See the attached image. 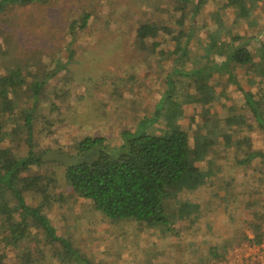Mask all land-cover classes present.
<instances>
[{"label": "trees", "instance_id": "1", "mask_svg": "<svg viewBox=\"0 0 264 264\" xmlns=\"http://www.w3.org/2000/svg\"><path fill=\"white\" fill-rule=\"evenodd\" d=\"M50 3L1 0L0 14L10 7ZM159 3L173 14L174 24L136 23L131 28L135 33L131 45L172 64L174 75L160 108L139 124L140 130L148 122H162V127L159 133L126 132L117 154H111L103 139L83 138L74 150L84 156L97 149L100 159L93 165L44 163L43 155L51 150L67 152L55 138L65 121L53 115L60 110L53 100L59 92L51 89L61 63L54 61L47 71L34 56L27 65L17 63L0 76V245L15 252L18 264H82L70 239L46 212L57 202L54 197L60 184L114 222L135 220L151 227H169L177 216L182 219L189 214L188 205L182 204L170 213L172 203L186 191L205 187L212 176L206 168L220 148L236 155V165L249 169L264 186V0H217L214 10H207L210 0ZM91 15L74 21L72 36L87 27ZM30 65L38 66L36 75L24 68ZM181 68L187 74L178 71ZM234 92L240 93L239 101ZM197 105H211L215 112L211 120L190 132L183 123L188 108ZM218 106L227 110L223 122ZM253 133L260 143L254 141ZM50 164L61 167L63 173L45 170ZM190 207L191 211L197 208ZM248 230L262 243L263 226L252 222ZM246 241L245 231L238 245ZM226 255L216 256L224 262ZM5 257L0 256V264Z\"/></svg>", "mask_w": 264, "mask_h": 264}, {"label": "rangeland", "instance_id": "2", "mask_svg": "<svg viewBox=\"0 0 264 264\" xmlns=\"http://www.w3.org/2000/svg\"><path fill=\"white\" fill-rule=\"evenodd\" d=\"M159 1L51 0L43 7L15 6L0 14V76L17 63L27 65L34 56L47 71L54 61L63 67L51 89L56 87L59 92L53 100L60 110L53 115L65 121L55 138L68 154L77 156L75 143L83 138L103 139L104 146L112 148L111 154H117L126 132L159 133L162 122H148L141 130L139 124L160 108L173 74L172 64L162 61L159 54L153 57L131 45L135 36L131 28L136 23L174 24L173 14L166 13ZM216 1L210 0L207 10H214ZM85 14H92L87 27L72 36V24ZM202 53L199 49L198 56ZM37 67L24 66L31 75L37 74ZM178 71L187 74L186 68ZM233 97L239 101L241 96L234 92ZM46 106L49 113L50 104ZM212 107H189L183 128L195 132L211 120ZM216 109L223 122L227 110ZM252 136L261 141L256 133ZM218 151L206 168L212 176L205 187L174 199L170 213L182 204L188 205L189 214L182 219L177 216L169 227H151L135 220L114 222L61 184L54 197L57 202L46 212L70 239L82 264H264V234L259 243L248 230L252 222L264 229L263 182L236 165V155L221 148ZM45 170L63 173L61 167L51 164ZM190 204L197 208L191 211ZM245 231L248 241L238 245ZM225 253V261L220 262L216 255ZM3 255L7 256L4 264H18L15 252L1 244Z\"/></svg>", "mask_w": 264, "mask_h": 264}, {"label": "water", "instance_id": "3", "mask_svg": "<svg viewBox=\"0 0 264 264\" xmlns=\"http://www.w3.org/2000/svg\"><path fill=\"white\" fill-rule=\"evenodd\" d=\"M93 156V157H92ZM44 163L55 162L64 165L65 167L77 166L80 163L93 165L99 161L97 149L93 155L86 154L84 156H72L68 153H62L58 150H51L45 153L42 157Z\"/></svg>", "mask_w": 264, "mask_h": 264}, {"label": "flooded vegetation", "instance_id": "4", "mask_svg": "<svg viewBox=\"0 0 264 264\" xmlns=\"http://www.w3.org/2000/svg\"><path fill=\"white\" fill-rule=\"evenodd\" d=\"M96 149L91 151L89 154L93 155L95 153ZM93 157V156H92Z\"/></svg>", "mask_w": 264, "mask_h": 264}]
</instances>
